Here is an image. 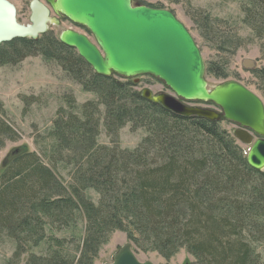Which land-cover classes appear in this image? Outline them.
<instances>
[{
	"label": "trees",
	"instance_id": "obj_1",
	"mask_svg": "<svg viewBox=\"0 0 264 264\" xmlns=\"http://www.w3.org/2000/svg\"><path fill=\"white\" fill-rule=\"evenodd\" d=\"M52 35L14 39L5 43L9 49L0 45V64L42 53L49 46L61 48L73 55L66 57L63 68L75 76L88 73L81 83L98 98L82 104L79 113L54 121L47 133L54 146L46 155L50 166L25 147L16 148L5 159L0 179V236L17 240L29 227L38 229L33 226L40 219L37 214H46L56 205L50 200L34 202L43 191L40 187L56 186V163L77 161L71 177L79 186L72 185L70 192L79 197L84 188H91L100 194L97 205L78 198L88 219L87 243L78 264H90L87 252L100 245L99 239L91 240L105 227L128 229L135 251L150 248L169 257L184 248L196 257L195 264H260L257 248L264 240V170L247 164L234 136L221 129L218 121L179 117L141 98L137 91L131 97L144 106L136 108L149 110L166 125L159 124V132H152L133 149L97 143L99 120L93 122L92 111L105 105L121 124L120 113L137 117L141 111L134 113L116 98L126 93V86L135 84L131 79L122 83L113 75L95 73L73 48ZM117 123L110 122L108 133H117ZM6 136L13 138L15 132L0 115V143ZM57 143L72 147L70 152L73 145L93 151L77 160L67 156L58 161L54 156L63 155ZM40 205L44 208L39 209Z\"/></svg>",
	"mask_w": 264,
	"mask_h": 264
},
{
	"label": "rangeland",
	"instance_id": "obj_2",
	"mask_svg": "<svg viewBox=\"0 0 264 264\" xmlns=\"http://www.w3.org/2000/svg\"><path fill=\"white\" fill-rule=\"evenodd\" d=\"M17 9L19 23H28L27 4L31 0H9ZM154 8L171 11L186 27L198 46L203 62L204 77L209 89L217 84L235 80L252 90L264 101V0H133ZM66 26V24L64 25ZM55 39L60 30L50 27ZM62 28V27H61ZM59 31V32H58ZM57 35V36H56ZM40 37V36H39ZM17 44V43H16ZM19 44V43H18ZM3 49H9L5 43ZM21 47L18 45L17 49ZM76 52V50H75ZM77 53V52H76ZM72 54L64 53L61 48L52 46L43 52L21 59L16 57L13 62L0 64V115L15 132L13 138L6 136L0 143V179L3 175L2 164L14 153L16 148L25 147L36 153L40 162L50 166L47 154L51 153V139L47 133L53 128L54 121L61 116L79 113V107L86 102H96L98 95L83 87L82 81L88 79V73L83 77L68 72L66 57ZM250 59L251 67L244 66L243 60ZM113 79L127 83L124 78L113 75ZM138 83L126 86V93L117 94L119 105H126L137 117L120 113L121 121L117 123L114 117L107 113V107L101 105L92 111L93 122L99 120V144L133 149L137 147L152 132L158 131L159 122L149 110H138L137 106L144 104L132 99L130 93L148 88L151 92H166L167 88L157 79L149 75L135 76ZM187 104L213 108L205 101H190ZM123 116V117H122ZM110 122L117 123V133H108ZM161 124L166 125L165 122ZM160 124V125H161ZM221 129L232 133L236 128L225 121L219 123ZM152 136V135H151ZM242 155L247 156L249 145L238 140ZM63 156L55 155L59 161L67 156L73 160L89 156L93 151L90 147L74 148L72 152L64 143H57ZM57 147V148H58ZM86 159V158H85ZM66 160V159H65ZM56 163V186H41L43 190L37 204L42 201H55L46 214L39 213V220L21 234L17 240L2 234L0 236V264H78V260L87 242L88 219L83 212V201L98 204L99 195L91 188H84L79 197L70 192L73 183L72 173L77 169V161L65 164ZM1 184V182H0ZM81 185V184H80ZM62 187V190L59 188ZM64 191V192H63ZM62 199V200H61ZM54 203V204H55ZM44 208L40 205V208ZM129 227V225L125 224ZM128 229L104 228L101 234L91 240L99 239L100 245L95 251L87 252L90 264H108L112 261L114 252L128 239ZM103 241V242H102ZM132 243V242H131ZM133 245V243H132ZM21 246V247H20ZM18 247V248H17ZM260 264H264V240L258 245ZM16 251H19L16 253ZM133 251L140 261H151L154 264H195L196 257L180 248L169 257L159 254L156 250ZM199 263V262H198Z\"/></svg>",
	"mask_w": 264,
	"mask_h": 264
},
{
	"label": "water",
	"instance_id": "obj_3",
	"mask_svg": "<svg viewBox=\"0 0 264 264\" xmlns=\"http://www.w3.org/2000/svg\"><path fill=\"white\" fill-rule=\"evenodd\" d=\"M55 12L87 27L93 40L73 30H65L60 41L102 76L124 79L149 75L169 93L139 92L141 98L182 118L225 121L236 128L232 135L249 145L247 164L264 170V101L235 80L209 89L204 62L186 27L167 9L154 8L133 0H47ZM30 23H19L17 10L8 0H0V45L18 38L37 39L46 33L49 9L39 0L30 1ZM56 21V20H55ZM244 66L253 65L250 59ZM249 66V67H251ZM137 84V78L133 79ZM205 101L213 108L189 105ZM108 264H154L140 261L131 242L122 244Z\"/></svg>",
	"mask_w": 264,
	"mask_h": 264
},
{
	"label": "flooded vegetation",
	"instance_id": "obj_4",
	"mask_svg": "<svg viewBox=\"0 0 264 264\" xmlns=\"http://www.w3.org/2000/svg\"><path fill=\"white\" fill-rule=\"evenodd\" d=\"M39 1L49 9V11H50L49 16L54 19L53 22L52 21H48V23H47V31L46 32H49V30L53 31V29H51L50 27H53L56 31L60 30V29H64V30H62L60 32L58 31L59 34H58V36L56 35L58 38H60V35H61V33L63 31H65V30H73V31H76V32H78L80 34H83V35L89 37V39L93 40L92 34L90 33V31H89V29L87 27H85L83 25H79V24L69 20L67 17L59 14L58 12H55V10L52 8V6L50 5V3L47 0H39ZM27 9H28V13H29V15H28V21H29V16H30V13H31L30 2L27 4ZM28 23H30V22H28ZM65 24H66V26H64ZM249 66H251V65H249Z\"/></svg>",
	"mask_w": 264,
	"mask_h": 264
}]
</instances>
